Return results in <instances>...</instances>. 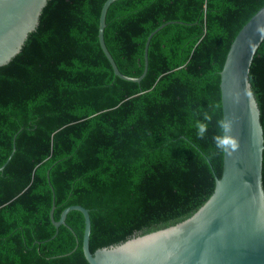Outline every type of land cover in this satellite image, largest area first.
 <instances>
[{"label": "trees", "instance_id": "16d2710c", "mask_svg": "<svg viewBox=\"0 0 264 264\" xmlns=\"http://www.w3.org/2000/svg\"><path fill=\"white\" fill-rule=\"evenodd\" d=\"M49 0L21 51L0 67V264H88L82 253L184 221L223 165L219 73L264 0ZM249 83L264 139V40ZM15 148L11 158L8 157ZM264 191V151L262 154Z\"/></svg>", "mask_w": 264, "mask_h": 264}, {"label": "water", "instance_id": "95a60500", "mask_svg": "<svg viewBox=\"0 0 264 264\" xmlns=\"http://www.w3.org/2000/svg\"><path fill=\"white\" fill-rule=\"evenodd\" d=\"M49 0H0V67L8 64L35 31ZM117 0H106L98 20V43L113 74L139 83L147 72V51L151 38L166 22L152 31L144 45V67L139 77L121 74L104 43L108 8ZM264 40V5L233 39L219 73L223 119V165L213 193L189 218L173 226L132 237L114 246L89 249L88 210L72 205L58 221L65 226L67 214L80 212L84 219L82 253L88 264H264V151L260 111L249 83L253 57ZM15 148L8 157L11 158ZM5 165V164H4ZM0 167L2 171L3 167Z\"/></svg>", "mask_w": 264, "mask_h": 264}]
</instances>
